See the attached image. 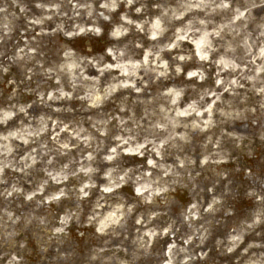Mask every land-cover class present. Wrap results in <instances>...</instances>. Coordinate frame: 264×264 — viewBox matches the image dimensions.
Here are the masks:
<instances>
[{
	"label": "clouds",
	"instance_id": "1",
	"mask_svg": "<svg viewBox=\"0 0 264 264\" xmlns=\"http://www.w3.org/2000/svg\"><path fill=\"white\" fill-rule=\"evenodd\" d=\"M0 264H264V0H0Z\"/></svg>",
	"mask_w": 264,
	"mask_h": 264
}]
</instances>
